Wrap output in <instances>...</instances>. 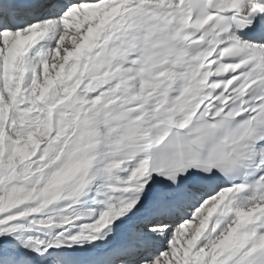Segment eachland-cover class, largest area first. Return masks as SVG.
<instances>
[{
    "label": "snow or ice",
    "instance_id": "1",
    "mask_svg": "<svg viewBox=\"0 0 264 264\" xmlns=\"http://www.w3.org/2000/svg\"><path fill=\"white\" fill-rule=\"evenodd\" d=\"M0 264H264V0H0Z\"/></svg>",
    "mask_w": 264,
    "mask_h": 264
}]
</instances>
